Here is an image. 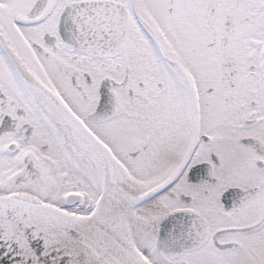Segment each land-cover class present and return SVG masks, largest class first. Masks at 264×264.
<instances>
[{
    "label": "snow or ice",
    "instance_id": "obj_1",
    "mask_svg": "<svg viewBox=\"0 0 264 264\" xmlns=\"http://www.w3.org/2000/svg\"><path fill=\"white\" fill-rule=\"evenodd\" d=\"M0 264H264V0H0Z\"/></svg>",
    "mask_w": 264,
    "mask_h": 264
}]
</instances>
